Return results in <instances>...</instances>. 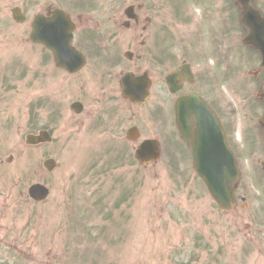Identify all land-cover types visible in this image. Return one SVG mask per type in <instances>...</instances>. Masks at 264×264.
<instances>
[{"label": "flooded vegetation", "instance_id": "af4514ba", "mask_svg": "<svg viewBox=\"0 0 264 264\" xmlns=\"http://www.w3.org/2000/svg\"><path fill=\"white\" fill-rule=\"evenodd\" d=\"M233 2L0 0V127L23 122L24 113L34 133L49 134L48 145L65 137L61 144L76 141L93 154L110 155L108 146L136 156L144 140H157L163 144L161 156L164 150L167 156H192L176 126L184 152H171L176 143L170 120L176 118L178 97L198 93L221 118L241 171L235 204L223 213L251 231L248 240L261 241L264 257V55L245 47L253 55L237 64L236 40L246 38L249 29L235 25ZM251 4L264 19V0ZM59 13L74 25L71 41L70 26ZM35 25L38 34L32 37ZM235 64L251 77L250 86L258 87L260 100L241 107L238 126L232 106L219 105L217 98L218 80L233 82ZM182 67L186 73L173 82L180 89L172 92L168 78ZM127 77L131 93L139 88L137 79L148 84L146 101L124 96ZM4 112L12 114L4 117ZM142 112L145 125L140 126ZM235 133L243 134L245 148Z\"/></svg>", "mask_w": 264, "mask_h": 264}, {"label": "rangeland", "instance_id": "374dc122", "mask_svg": "<svg viewBox=\"0 0 264 264\" xmlns=\"http://www.w3.org/2000/svg\"><path fill=\"white\" fill-rule=\"evenodd\" d=\"M243 83L240 96L222 87L219 93L248 107ZM23 117L0 127V264H264L259 241L247 239L251 231L216 211L190 156L164 150L159 162L144 166L119 156V147L111 156H90L76 141L59 146L65 137L44 150L23 147L25 134L35 132ZM174 127L171 119L178 141ZM237 143L245 148L238 136ZM47 158L58 168L46 171ZM35 183L50 190L43 202L28 195Z\"/></svg>", "mask_w": 264, "mask_h": 264}, {"label": "water", "instance_id": "95a60500", "mask_svg": "<svg viewBox=\"0 0 264 264\" xmlns=\"http://www.w3.org/2000/svg\"><path fill=\"white\" fill-rule=\"evenodd\" d=\"M244 9V20L251 28V35L248 38L249 40H254L253 32H257L259 29L260 22L258 13L249 6V0H239ZM141 88L137 91L140 93ZM196 99L192 97L181 98L177 102L178 106H185L176 108L177 115L180 114L177 118V123L179 124L180 129L184 135V138L190 142L193 149V162L194 167L197 173L201 176L204 182L207 184L210 192L217 199L220 206H224L230 200H232V193L230 190V185L233 181H236L239 177L235 159L226 146L225 136L222 130V126L217 120V127L220 129L221 134L218 136H213L209 141L202 140L199 141L198 138L193 139L187 133L188 123L183 119L184 113L187 109L193 105H197ZM187 113H185L186 115ZM44 140V136L42 137ZM40 140V137L29 135L27 141L29 143H37ZM150 145L146 143L143 145L142 150L138 152L137 158L143 163L146 164L149 161L157 160L159 156L157 153H150L149 155L143 154L148 152ZM223 151L224 154L223 155ZM227 155V156H226ZM227 158V159H226ZM54 161H46L45 166L48 169H52L54 166ZM225 165H227L225 169ZM29 193L32 198L35 200L41 201L44 200L49 194V190L42 184H34L30 187Z\"/></svg>", "mask_w": 264, "mask_h": 264}]
</instances>
